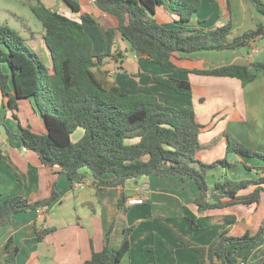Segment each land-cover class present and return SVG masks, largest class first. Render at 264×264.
Listing matches in <instances>:
<instances>
[{
	"label": "trees",
	"instance_id": "trees-1",
	"mask_svg": "<svg viewBox=\"0 0 264 264\" xmlns=\"http://www.w3.org/2000/svg\"><path fill=\"white\" fill-rule=\"evenodd\" d=\"M34 1L31 11L43 26L52 60L48 62L32 50L18 30L0 24V97L5 106L14 111L19 108V100L30 101L43 118L46 132L24 127L20 121L19 132L9 131L10 137L17 138L24 147L37 153L42 164L60 167L71 183L87 176L96 183L105 182L103 176L106 174L122 182L138 176L187 175L198 185L199 194L194 202L200 212L261 201L264 165H245L249 170H256V177L234 178L227 171L233 166L228 157L210 163L198 157V152L204 148L200 140L202 124L193 105L176 106L157 94L129 93L116 83L108 86L99 79L95 69L104 66L108 58L119 62L122 55L112 51L114 39L119 34L139 60L158 64L175 74L232 77L246 85L264 71V61L188 68L178 65L175 59L200 51L251 48L253 42L264 35V24L229 40L233 28L230 0H223L227 21L205 27L187 26L204 0H95L100 10L117 21L115 27L106 28L108 49L96 54L93 39L85 29V23L98 21L91 12L74 0H64L73 12L80 13L82 21H79L54 10L42 0ZM249 1L264 15V0ZM158 8L174 16L172 25L155 18ZM119 68L124 70L122 65ZM152 79L178 95H193L190 80L162 74H155ZM78 128H82L84 134L73 141L72 135ZM225 135L228 153L264 162V152L244 145L231 133ZM0 160H3L2 155ZM217 168H223L224 173L211 185L209 172ZM250 187H253L251 192L240 194ZM58 196L54 189L42 199L18 194L0 200V227L12 224L14 214L49 206ZM128 209L122 192L106 245L99 251L93 249L85 264L122 262L130 250V235L135 229V225L119 227L120 217ZM188 220L197 227L193 219L188 217ZM236 220V216L226 215L222 231L207 246L177 231L175 234L196 251L198 264H214L215 259L223 264H245L236 256V249L264 240V220L256 234L247 232L235 236L229 233L228 226ZM56 229V226L36 228V238L43 241ZM118 232L121 241L115 247L111 243ZM231 245L235 247L230 249ZM19 252L20 246L10 236L4 245L5 264H17ZM250 264H262V259Z\"/></svg>",
	"mask_w": 264,
	"mask_h": 264
},
{
	"label": "crops",
	"instance_id": "crops-1",
	"mask_svg": "<svg viewBox=\"0 0 264 264\" xmlns=\"http://www.w3.org/2000/svg\"><path fill=\"white\" fill-rule=\"evenodd\" d=\"M42 1L60 13L82 21L80 13L73 12L64 0ZM74 1L97 18L96 23H85V29L93 39L94 52H105L109 46L106 28L115 27L116 19L100 10L91 0ZM230 1L233 28L228 36L229 40L264 24V15L249 0ZM155 18L167 25H172L174 20V16L163 8H158ZM227 18L228 12L223 0H204L199 12L187 26L205 27L224 23ZM40 33L41 36L38 37L32 31L28 43L37 54L51 62V51L44 37V29ZM112 51L122 55L119 62L108 58L106 64L98 68L103 70L99 79L108 86L116 83L129 93L157 94L176 106L193 105L199 122L198 101L206 104L203 101L209 96L216 95L221 98L222 103L226 104L220 112L225 115L221 129L224 135L217 144H213L209 131L214 130L217 125L213 121L206 126L202 125L200 137L204 148L198 152V157L210 163L228 155L233 163L227 170L230 176L243 178L258 175L256 170H249L245 165L258 166L264 165V162L258 158L228 153L225 134L227 131L233 133L244 145L264 152V71L246 85L240 79L232 77L175 74L158 64L139 60L137 54L131 51L128 42L119 34L114 39ZM175 61L188 68H212L227 63L249 65L251 61H264V35L258 37L251 48L200 51L183 55L180 60ZM155 74L190 80L194 87L192 97L178 95L153 82L152 77ZM28 102L19 100V108L15 111L30 122L28 114L39 116V113ZM15 111L6 107L3 97H0V155L3 157L0 160V200L18 194L42 199L48 197L54 189L59 196L49 206L14 214L12 224L0 227V264H5L4 245L10 236L20 246L17 264H85L93 249L99 251L106 245L108 231L117 215L118 198L122 192L129 209L120 217L119 227L135 225V229L130 235V250L120 264H198L196 251L179 240L175 231L199 245L207 246L222 231L226 215L236 216V222L228 226L229 233L235 236L247 232L256 234L263 223L264 193L260 202L234 204L200 212L194 202L199 194L198 185L187 175L141 176L139 180L136 178L122 182L114 180L112 174H106L103 176L105 182L96 183L91 176H87L81 181L71 183L60 167L42 164L37 153L23 151L21 142L9 136V131L17 133L20 130L21 120L16 117ZM40 119L37 121L42 127L36 132H46L43 118ZM31 128L34 129L32 125ZM80 129L82 128L75 132ZM83 134L84 130L79 133L78 138H73L72 135V140L77 141ZM223 173V168L210 171L209 183L213 185ZM252 189L253 187L246 188L240 194H247ZM135 197H143L145 200L143 203L129 204V199ZM188 217L193 219L197 227L191 225ZM47 226H56L57 229L43 241H39L36 238V228ZM118 239H112V246L120 243L121 237ZM234 247L235 245H231L229 248ZM235 254L245 264L258 258L264 264V240L252 246L238 248ZM214 264L223 263L215 259Z\"/></svg>",
	"mask_w": 264,
	"mask_h": 264
},
{
	"label": "rangeland",
	"instance_id": "rangeland-1",
	"mask_svg": "<svg viewBox=\"0 0 264 264\" xmlns=\"http://www.w3.org/2000/svg\"><path fill=\"white\" fill-rule=\"evenodd\" d=\"M34 2H35L34 0H0V24H8L12 28L18 30L20 34L25 38L26 44L32 50H34L32 45L28 43V40L31 39L32 31H34L38 37L41 36L40 32L43 31V26L41 22L37 19V17L31 11L30 5ZM45 58L48 59V57H45ZM95 72L97 73V76L101 78L102 76L101 73L103 72V70L95 69ZM195 76L199 78L202 77L200 75H195ZM25 101L28 102V100H25ZM203 102H205L206 104L199 103V101L197 104L200 123L206 126L213 121L214 124L217 125V127L214 130L209 131V133L212 134L211 136L212 143L217 144L224 135L222 133L223 130L221 129H222V126L224 125L225 115H223V113H220V112H222V110L224 109L223 105H226V104L222 103L221 98L217 97L216 95L209 96V98H206ZM15 115L17 118H19L22 121L21 124L24 127H29L32 125V127L34 128L33 130L35 131H38V129L42 127L40 126V122H38L41 120L40 114H39L40 116L39 117V116L34 115L33 113L31 114L29 113L27 118H29L30 122H27L26 118L22 114H20L19 116L17 111H15ZM225 124H226V120H225ZM81 131H83V129H80L79 131L75 132L73 135V138H78L79 133ZM232 135L234 136L233 133ZM200 139L202 141V137H200ZM215 154H216V151H215ZM227 156L228 155L224 157H227ZM0 235H2V233H0ZM119 237H121V234L118 232L116 234L117 240H119L118 239ZM118 245H115V247H117Z\"/></svg>",
	"mask_w": 264,
	"mask_h": 264
},
{
	"label": "built area",
	"instance_id": "built-area-1",
	"mask_svg": "<svg viewBox=\"0 0 264 264\" xmlns=\"http://www.w3.org/2000/svg\"><path fill=\"white\" fill-rule=\"evenodd\" d=\"M93 2H95V0H91ZM23 151H27L28 149L26 147L23 146ZM144 198L143 197H135V198H130L128 203L129 204H133V203H143L144 202Z\"/></svg>",
	"mask_w": 264,
	"mask_h": 264
},
{
	"label": "water",
	"instance_id": "water-1",
	"mask_svg": "<svg viewBox=\"0 0 264 264\" xmlns=\"http://www.w3.org/2000/svg\"><path fill=\"white\" fill-rule=\"evenodd\" d=\"M140 178H141V176H138V177H137V180H139Z\"/></svg>",
	"mask_w": 264,
	"mask_h": 264
}]
</instances>
